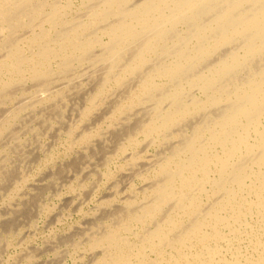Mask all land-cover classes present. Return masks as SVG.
<instances>
[{"label":"bare ground","instance_id":"obj_1","mask_svg":"<svg viewBox=\"0 0 264 264\" xmlns=\"http://www.w3.org/2000/svg\"><path fill=\"white\" fill-rule=\"evenodd\" d=\"M84 62L81 75L94 89L81 117L110 96L111 124L128 132L117 153L141 137L161 150L145 174L134 173L152 180L141 198L128 199L89 237L100 254L94 264H264V0H0V104L30 82L39 94L0 110V139L22 111L63 98L70 86L53 85ZM49 106L41 108H59ZM99 127L78 141L89 142ZM240 237L252 252H223L220 242Z\"/></svg>","mask_w":264,"mask_h":264},{"label":"rangeland","instance_id":"obj_2","mask_svg":"<svg viewBox=\"0 0 264 264\" xmlns=\"http://www.w3.org/2000/svg\"><path fill=\"white\" fill-rule=\"evenodd\" d=\"M76 3L79 4V2ZM85 63L87 66L85 65ZM81 64L82 65H78L80 67L77 68L76 65V68L73 69L74 71H76L75 73L73 70L72 72H70L73 75L69 74V76L71 75L70 77L68 76L69 81L68 79H66V81L60 80L53 85V87L57 88L59 83L61 87L70 86V88H73V86H75L80 89L79 92L78 89H74L76 92L75 94L74 90L69 88L71 94L68 93V90L67 93L70 95L68 96L66 93V95H64L66 99H63L64 97H61L56 101L48 102L47 105L46 103H42L44 105H36L38 103H35L36 106L34 108L25 110L26 113L24 111H22L24 113H20L21 119L19 116L20 120L17 118L19 121L16 119L12 124L13 126L10 125L9 130L7 129L3 133L2 139H0V175L2 177L0 178V264H89V262L90 264H94V258L98 257L100 254L98 251L94 252L95 250H92V248L88 245L87 242L89 240V237H91L93 233L96 234L98 231H102L101 228L106 227V225L109 224V219H111L108 215L112 214L115 210L117 211L121 208L123 209V205L128 199H140L141 197L139 196H142V187L144 186V183L151 185V183L149 182H151L152 180L148 182L145 181V179L142 180V178H137V176L139 175L138 173L145 174L147 170L146 168H149L156 160L155 153H159L161 152V150L159 147H151L150 143L148 141H145V139L141 137L139 139L140 144L138 143L137 147L130 148L126 152L117 153L118 147L124 143H127L124 142V140L126 141V136L122 137V135H126L125 133L128 132H122V130H124V127L122 125H119V123L117 122L115 124H111L109 111L112 108H107V106H111L113 102L111 103L110 100L114 101V98L112 99V97L107 96L108 98H105V101L103 102L104 104H102L98 108L100 110L96 109L98 110L97 113L96 110H94V115H91V113L89 117H86L87 119H83L81 117V112L79 110H82L84 106L89 103L87 99L90 96V91L94 89L93 87H91V89L89 88L90 83L86 84L88 83V79L85 76L83 77L81 75L85 73L84 70H86L87 67L89 68L90 65L87 62ZM77 69H79L80 72ZM74 75L76 78H73ZM72 78L78 80H73ZM31 83L33 82H30L27 85L23 84L26 86V88L25 86H22L23 89H21L20 87V91L18 92L17 96L13 97L14 101L12 100L11 102L9 100L6 101L5 104H0V110L3 111L2 113L7 114L9 109L11 111H14L19 107L18 104H22V101L27 102L28 104H32L33 102L37 101L35 99H37L36 97H38L39 94H34L37 90V88L36 90L34 88L36 84ZM63 83L65 84L63 85ZM27 87H29V90H27ZM84 89H86L87 91H85ZM83 91H85L84 95L82 94L84 93ZM30 92L35 96H33V94L30 95ZM72 92L74 93L72 94ZM87 93L89 94V96L87 95ZM74 96H77L76 99L74 98ZM16 97L20 101V103L18 100L16 101ZM81 97L82 99H80ZM85 97L87 99H85ZM24 98L25 100L28 98V100L24 101ZM33 98L34 101H32ZM68 98L69 101L71 100L70 102L68 101ZM81 100H83L84 105L83 103L81 104ZM64 101L65 103H62ZM14 102H16L17 104ZM49 104L51 105V107L58 106L60 108L56 109L55 111L52 110L53 112L48 108V111L52 112L50 113V115L52 116L53 114L56 119H54L53 116L51 117L48 111H46L47 113H45L44 111V109L47 110ZM11 105H16V108H13ZM41 106L44 109H42ZM72 106L74 107L72 108ZM6 108L9 109L6 110ZM4 109L6 110V112H4ZM58 110L62 116L56 114V111ZM35 111L39 112L40 114H37V112L35 113ZM33 112L35 113V115L33 114ZM95 114H97L98 117ZM105 115L107 117H105ZM38 116H41L43 118L42 120L44 121V125L40 127H43L44 129L39 128V125L42 122L41 118H39ZM44 117L49 121L50 125L48 121L46 123ZM57 117H60L61 119H58ZM35 118L40 119V121L36 120ZM95 120L100 121L97 122ZM31 121H33V123ZM38 122L41 123L38 125ZM129 122L130 121H128L127 123L125 122L127 124L125 125V130H127L128 127L133 126L132 122L134 121L130 123ZM31 124L33 127L31 126ZM128 124H131L132 126H128ZM25 125H30V128L29 126L27 128ZM45 126L48 129H46ZM72 126L76 127L74 129L75 133L73 132L74 138L77 134L78 137L80 133H82L80 135L82 136L85 132H93L94 130L98 129L99 126L100 130H98L99 134L96 133L97 135H94L92 137L93 139H90L91 142L89 141L86 143H80L78 141L80 139V136L77 141V137L74 139L73 136H66V134H68L67 130ZM86 126L88 129H85ZM118 126H120L121 128L123 127V129L120 130L121 128ZM11 129L13 130L11 131ZM26 129H29V131H26ZM35 129H39V131H37L39 133L41 132V134H39ZM106 129L108 132L111 130L112 131L108 133ZM118 130H120L121 132ZM7 131L12 135V137L16 133L17 134L13 138H11V135H9ZM113 131H116L117 134ZM121 133L124 134L121 135ZM118 135L121 136V141H118L120 140V138H118ZM122 139L124 140L122 141ZM103 141L105 143H103ZM106 144H108L109 146H106ZM98 147H102V150ZM112 147L115 148L113 149ZM92 149L93 151L95 150L94 152H92L93 154L91 153ZM121 153L124 155H122ZM132 156H136L137 159L136 161H134V164H129V161H131L130 158ZM107 159L109 160V162H107ZM3 161L6 164L3 163ZM150 163L152 164L150 165ZM72 164H74V166ZM141 168L143 169V172ZM133 169H135V172L133 171ZM111 170L113 172V175L111 174ZM9 171L10 174L8 173ZM107 172H110L109 174H111L112 177ZM1 173H5V175ZM134 173L137 176H135ZM6 174H9L10 178H8ZM11 175L13 177H11ZM4 177L6 179L8 178L9 181H6ZM4 179L6 182L3 181ZM11 182H13L14 184H11ZM147 184L145 185L147 186ZM124 185L126 187H123ZM146 186L143 187V190L147 188ZM137 188H140V191L137 190ZM121 195L123 196V198ZM116 205L119 208L116 207ZM96 207L99 209H97ZM115 207L117 209H115ZM124 207H126V204ZM104 214L107 217L104 216ZM99 216L101 218V221ZM102 216L106 217V219ZM246 221H249L251 224L256 223V220L251 216H248L245 222ZM85 243L87 245H85ZM231 243L232 244L220 242L219 245L223 246V252L225 251L229 253L228 251L234 250V252L239 254L240 256L243 254L245 255L247 252L251 251V244L246 241V239L241 240L240 237L235 242L234 239H231Z\"/></svg>","mask_w":264,"mask_h":264}]
</instances>
